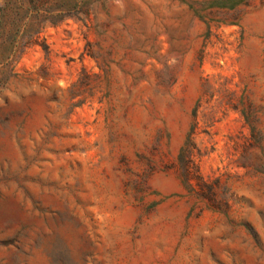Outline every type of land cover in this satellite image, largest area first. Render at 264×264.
<instances>
[{"label":"rangeland","instance_id":"374dc122","mask_svg":"<svg viewBox=\"0 0 264 264\" xmlns=\"http://www.w3.org/2000/svg\"><path fill=\"white\" fill-rule=\"evenodd\" d=\"M3 1L0 264H264V0Z\"/></svg>","mask_w":264,"mask_h":264},{"label":"trees","instance_id":"16d2710c","mask_svg":"<svg viewBox=\"0 0 264 264\" xmlns=\"http://www.w3.org/2000/svg\"><path fill=\"white\" fill-rule=\"evenodd\" d=\"M15 3H17L15 5L16 9H30V7L25 6V0H15ZM33 8L34 15H36L40 10L38 7ZM11 13V4L7 1H3L2 4H0V63H10L11 61L16 60L25 46L35 43L38 38V30L27 36H18L15 32H11V27L13 26ZM61 17L62 15H59L57 20Z\"/></svg>","mask_w":264,"mask_h":264}]
</instances>
